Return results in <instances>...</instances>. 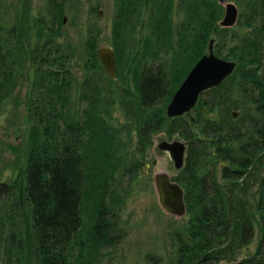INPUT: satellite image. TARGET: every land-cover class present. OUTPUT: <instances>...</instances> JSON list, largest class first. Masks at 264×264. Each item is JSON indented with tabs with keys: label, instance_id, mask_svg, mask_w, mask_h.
Segmentation results:
<instances>
[{
	"label": "trees",
	"instance_id": "1",
	"mask_svg": "<svg viewBox=\"0 0 264 264\" xmlns=\"http://www.w3.org/2000/svg\"><path fill=\"white\" fill-rule=\"evenodd\" d=\"M115 3L117 12L112 27L116 31V52L119 53L123 42L120 39L137 26H146L144 38L146 42L153 41L148 43L152 60L140 67L135 83L141 104L157 107L159 111L142 120L139 127L142 136L160 126L174 90L195 61L208 51L210 39L215 54L236 61L233 72L220 84L200 93L192 107L194 120L182 119V114L167 116L172 132L179 125L186 142L184 164L179 168L180 174L172 179L184 189L186 210L190 204L188 191L197 204L188 237L181 242L178 238L177 264H214L213 258L220 254L231 259L230 264H264V173L259 169L264 160V0H237L247 12L244 13V8L238 11L232 26L219 24L224 7L218 0H115ZM61 4L56 3L60 8ZM175 16L180 17L174 20ZM34 26L48 35L44 47L48 51L43 52L37 40L32 47L33 74L43 91L29 100L30 126L21 179L0 181V201L10 204L12 216L20 218L23 213L21 220L27 235L24 242L34 246L37 264H87L89 241L82 235L85 207L89 205L95 212L89 238L92 235L96 244L108 242L112 235L103 229L112 218L107 220L106 216L109 213L113 216L117 208L106 203V191L110 181L115 186L116 178L124 175L125 167L127 171L131 168L118 166L122 161H106L108 141H102L101 134L106 131L109 109L94 105V93L89 92V86L84 95L89 103L82 115L75 120L66 116L70 75L67 69L60 75L53 67L56 52L52 49L57 47L52 35L56 31L42 17ZM88 31L93 32L90 25ZM38 32L44 35L43 31ZM92 34L87 39L86 53L96 67L100 59ZM12 35L0 34V104L19 61L13 51ZM168 49L171 57H157L160 51L165 54ZM181 57L183 60L179 62ZM155 58L160 61L152 63ZM205 93H210L209 101L201 99ZM203 103L211 113L219 112L218 118L207 115ZM233 110L238 112L236 117ZM237 150L238 155L234 153ZM144 162L137 157L134 169ZM256 184L255 198L250 201L249 189ZM235 187H238L236 195ZM96 193L97 198L92 201ZM20 227V223L12 225L8 233L10 243L15 238L20 240L18 235L24 232ZM240 250L248 253L236 259Z\"/></svg>",
	"mask_w": 264,
	"mask_h": 264
},
{
	"label": "rangeland",
	"instance_id": "2",
	"mask_svg": "<svg viewBox=\"0 0 264 264\" xmlns=\"http://www.w3.org/2000/svg\"><path fill=\"white\" fill-rule=\"evenodd\" d=\"M57 1L63 3L61 8L56 5ZM231 1L238 4L237 0ZM237 7L238 11L244 8V13L247 12L245 6L240 7L238 4ZM116 12L115 0H0V34H13V51L17 52L19 60L0 104V181L21 179L25 163V139L30 126L27 120L29 100L31 96L43 91V86L39 84L35 73L33 74L32 51L35 40L42 46L43 52L48 51V48H44L47 45V32L38 27L39 25L34 26L37 19L42 17L46 25L56 31V34L52 35L54 47H57V50L52 49V52H56L53 53L56 58L53 67L60 75L65 69L70 75L66 116L75 120L82 115L89 103L84 96L89 91V86V92L94 93V105L96 103L100 109H109L107 126L104 128L106 131L101 134L102 141H108L105 146L106 161H122L118 166L131 168L127 171L125 167L124 175L116 178L115 186H112L110 181L106 191V203L114 204L117 208L116 212L113 211V216L112 213L106 216L107 220L112 218L106 222V228L103 229L105 233L108 230V235H112L108 242L96 244L92 235L91 239L89 238V232H93L91 224L93 218L95 219V212L90 210L89 205L85 207L87 210L84 213L82 235L89 241L87 264H177L180 244L178 238L181 242L182 238L188 237V226L194 218L197 204L194 196H190L188 191L190 204L185 214L178 216L166 212L159 203L153 176L158 171H166L171 176L180 174V169L173 166L168 152L158 150L156 144L162 138H185L180 133L181 127L176 123V129L172 132L171 119L164 115L157 129L146 133L145 136L140 134L142 120L159 111L157 107H144L141 104L135 83L140 67L152 60V49L148 43L153 41L146 42L144 38L146 26H137L125 34L123 39L117 36V39L123 42L119 53L116 52V31H113L112 27ZM178 17L180 16H175L174 20L179 19ZM89 25L93 32L88 31ZM39 30L43 31L44 35L40 34ZM89 33L94 36L96 56L97 48L101 45L111 46L115 50L114 78L107 74L100 60L96 67L94 61L89 60L86 53ZM157 57H171V49L165 54L160 51ZM154 60L152 63L160 61L157 58ZM178 60L182 61L183 57ZM61 65L64 67L61 68ZM262 83L264 85L263 80ZM201 99L209 101L210 93L203 94ZM202 105L208 110L206 103ZM210 114L218 118L219 112ZM194 115L195 109L191 108L181 117L194 120ZM140 147L143 149L139 150ZM210 148L212 152L215 151L214 144ZM192 153L194 158V152ZM234 153L238 155L239 152L237 150V153ZM137 157H142L149 163L147 172L144 171L143 163L134 169ZM259 169L264 173V160ZM114 173L118 175V172ZM198 174L201 175L200 172ZM256 186L257 184L251 185L249 189L250 201L255 198L253 192ZM234 189L236 195L238 187ZM96 198L97 193L92 201ZM11 210L13 208L10 204L0 201V264H37L32 250L34 246L30 247L29 242H24L27 241V235L26 225L24 220H21L23 213L19 218L18 215L12 216ZM18 223L20 228H24V232L22 235L19 233V241L15 238L14 242L10 243L9 230L13 229V224L16 227ZM103 225L99 224V227ZM250 246L253 248V243ZM247 253L246 250H240L236 259ZM225 257V254H220L213 258V263L230 264L231 259Z\"/></svg>",
	"mask_w": 264,
	"mask_h": 264
},
{
	"label": "water",
	"instance_id": "3",
	"mask_svg": "<svg viewBox=\"0 0 264 264\" xmlns=\"http://www.w3.org/2000/svg\"><path fill=\"white\" fill-rule=\"evenodd\" d=\"M223 4L224 10L219 21L221 26H232L238 17V7L231 0H218ZM101 14V9H99ZM65 20V16L63 17ZM97 55L107 74L115 77L116 53L113 47L101 45L97 48ZM236 66V61L218 56L213 51V41L209 40L208 51L203 53L188 70L180 84L174 90L170 100L166 104L165 114L168 117L181 115L189 111L198 100L202 91L220 84L225 77L231 74ZM206 114L210 112L206 106H202ZM236 117L238 112L232 111ZM156 148L167 151L173 166L179 169L183 166L186 153V142L179 138L160 139ZM148 162H144V171L147 172ZM158 194V200L162 208L173 215L181 216L186 212L184 189L182 185L172 179L166 171H158L153 176Z\"/></svg>",
	"mask_w": 264,
	"mask_h": 264
}]
</instances>
